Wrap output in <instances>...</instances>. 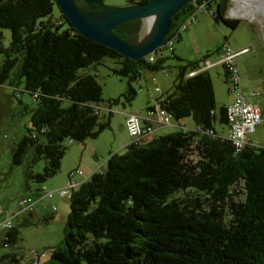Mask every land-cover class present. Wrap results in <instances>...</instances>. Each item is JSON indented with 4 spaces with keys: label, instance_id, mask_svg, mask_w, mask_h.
<instances>
[{
    "label": "trees",
    "instance_id": "16d2710c",
    "mask_svg": "<svg viewBox=\"0 0 264 264\" xmlns=\"http://www.w3.org/2000/svg\"><path fill=\"white\" fill-rule=\"evenodd\" d=\"M229 1L218 0V10L211 0L188 2L173 15L168 34H180L183 20L204 3L218 22L237 27L241 17L228 15ZM57 7L56 0H0V27L13 32L10 45L0 37L5 54L0 80L17 67L36 100L26 107L31 122L13 148V161L24 165L28 185L30 180L41 185L60 171L66 138L85 142L111 125L97 111L104 89L88 68L105 56L117 58L121 65L114 71L128 77L129 86L113 101L124 103L137 96L133 83L143 69L165 68L164 53L157 61L129 57L83 34L61 9L56 16ZM142 25L140 17L114 31L127 38ZM200 65H182L161 104L174 117L192 115L216 134L180 128L111 154L108 167L70 197L64 244L44 264H264V145L251 142L237 154L216 126L228 123V108H218L210 70L187 74ZM193 148L199 151L195 159ZM41 159L46 164L36 170ZM21 237L15 224L3 243L16 244ZM2 257L1 264H22L17 252Z\"/></svg>",
    "mask_w": 264,
    "mask_h": 264
},
{
    "label": "rangeland",
    "instance_id": "374dc122",
    "mask_svg": "<svg viewBox=\"0 0 264 264\" xmlns=\"http://www.w3.org/2000/svg\"><path fill=\"white\" fill-rule=\"evenodd\" d=\"M76 1L83 6L84 12L92 19H96L97 15L111 7L132 4L129 0H102V3L97 0ZM240 4L247 5L244 13L241 12ZM211 5L215 10H218V0H211ZM229 5L228 15L241 17V22L237 27L229 26L222 20L218 22L214 18L210 6L198 9L195 23L186 29H180V26V34L176 35L173 45L164 47L163 53L167 55L164 59L165 68L157 70L145 68L142 70L141 78L134 81L133 84L138 88V94L131 102L113 101L114 98L122 96L129 86V78L114 71V68L121 65L117 58L105 56L103 62L88 68L89 71L96 73L104 89L105 115L101 119L107 121L111 118L113 123V129L105 128L101 132L102 136L96 139L97 141H101L104 143V147L109 149L108 143L115 134L114 132H117L118 138L126 135L124 130L127 111L146 108L150 103L149 100H156L157 88L168 95L172 91L182 65H186L190 61H200L203 64L209 59L212 62H217L222 55L221 48L224 43L235 48L240 45L251 47L250 51L237 57L242 88L244 91L249 88L246 90L248 92L252 90L262 92L257 95V102L264 107V22L256 17L253 9L248 8L251 5L246 1L230 0ZM54 12L56 16H59L60 7L55 8ZM158 16V14H152L142 18L143 25L128 35L127 40L135 44H142L148 40L156 26ZM12 36L11 28L0 27V37L6 45H10ZM4 59L5 54L0 52V78L1 64L4 63ZM226 71L227 68L224 64H217L210 69L215 84L218 108L223 104L226 105L236 96L230 88L232 84L227 80ZM24 79V76L19 74V69L15 67L11 76L0 80V264L5 261L2 257L4 252H17L22 264H44L52 257L54 248L64 244L67 219L71 210V198L60 192H57L54 200H52L53 197L49 199L44 196H49V190L53 187L50 184L51 181L56 182L55 187H57L64 183L67 170L79 167L78 145L82 141L72 139V137L64 140L68 145V152L63 158V166L60 171L41 185L34 180H30V185H28L24 165L14 163L13 148L17 141L24 137L27 126L31 122V111L26 107L36 103L32 94L26 91ZM186 119L191 120L192 118ZM173 120L178 119L174 117ZM216 126L220 132H226L223 129L226 126L224 122L219 121ZM257 126L256 132H253L254 143L264 145V119ZM161 134L163 133L159 132L158 136ZM224 134L226 135V133ZM189 153L192 155L190 157L194 159L199 156V151L194 148ZM45 164V159H41L35 169L42 170ZM79 169L83 170V167H79ZM44 184H47L50 189L43 190ZM39 186H42L40 195L37 194ZM57 196L63 198L64 203H68L65 219L63 216H56L54 220L51 219L52 217L45 219L47 209L58 204ZM28 197L37 201L36 207L23 211L26 204L22 201ZM49 212L51 211L49 210ZM25 217L29 218V221L26 222ZM9 220L13 221L14 225L17 224L21 230L22 237L16 244L3 243L8 231L4 222Z\"/></svg>",
    "mask_w": 264,
    "mask_h": 264
},
{
    "label": "built area",
    "instance_id": "2783aa9c",
    "mask_svg": "<svg viewBox=\"0 0 264 264\" xmlns=\"http://www.w3.org/2000/svg\"><path fill=\"white\" fill-rule=\"evenodd\" d=\"M203 7L206 4H202ZM197 12L191 13L182 22L181 28H188L193 25L196 21ZM175 41V37H171L168 40H165L164 43L153 50L151 53L146 55L148 60L157 61L160 55L163 54V49L165 46H172ZM251 50L250 46L244 47L243 49H234L228 44L224 43L221 48V57L217 62H212L211 59L205 61L200 66H196L192 70L188 71V75H193L200 71L208 70L209 68L214 67L217 64L226 65L228 72V80L231 82L232 86L231 90L236 94L234 100L227 106L228 108V124L230 126L229 133L224 135L227 140L231 142V144H236L245 148L247 144L251 143V134L257 129L258 123L262 120L263 110L261 105L254 98L258 94V92H252V94L246 93L242 88V80H241V71L237 64V57L239 54H244ZM157 93L160 97H164L163 91L157 88ZM104 109L103 103L98 105V113H101V110ZM173 112L167 110L166 107H163L161 104V100L156 106H151L148 108L145 114H140L138 112L132 111L127 114L126 119V127L133 138L140 139L146 133H154V123L153 119L160 115L163 121L166 124H172V120L174 118ZM185 128V127H182ZM199 128H206L204 126H199ZM209 129V128H207ZM210 132H215L214 129H209ZM83 174V170L79 169V167L70 171V180L68 183L61 188L58 189L60 193L64 196H73L74 191L79 188L80 183L76 178L77 174ZM43 190L48 188L46 184L43 185ZM55 194V190H49V197H52ZM26 204V208L23 211H27L28 209H32L34 206L36 207L37 201L32 197L24 198L22 201ZM58 209L57 205L54 204L49 209L53 214ZM13 221L9 220L4 222V226L8 229L13 227Z\"/></svg>",
    "mask_w": 264,
    "mask_h": 264
},
{
    "label": "water",
    "instance_id": "95a60500",
    "mask_svg": "<svg viewBox=\"0 0 264 264\" xmlns=\"http://www.w3.org/2000/svg\"><path fill=\"white\" fill-rule=\"evenodd\" d=\"M56 1L72 24L86 36L110 45L112 48L125 53L129 57L144 58L147 54L162 45L166 39L171 37L168 31L172 23L173 15L192 0H149L145 3L115 8L111 7L97 15L96 19L90 18L76 0ZM243 1L250 3L252 0ZM253 5L264 12V0H254ZM152 14L159 15L158 21L149 39L142 44L131 43L126 37L114 31L118 25L125 21L127 22L140 17L144 18Z\"/></svg>",
    "mask_w": 264,
    "mask_h": 264
},
{
    "label": "crops",
    "instance_id": "0c3cea01",
    "mask_svg": "<svg viewBox=\"0 0 264 264\" xmlns=\"http://www.w3.org/2000/svg\"><path fill=\"white\" fill-rule=\"evenodd\" d=\"M205 8H207V7L206 6L205 7L201 6V7H198L196 9V11L198 9H205ZM211 11H212V8H211ZM247 46H249V45H245V46L244 45L243 46L240 45V46H238L236 48L234 47V48L235 49H243L244 47H247ZM163 56H164V58H166L167 55L164 53ZM212 68H209V70L212 69ZM227 71H226V73H227ZM247 89H249V88H246V90ZM246 90H245V92L248 93V94H250V95L254 91V90H252L251 92H248ZM254 92H258L257 95L262 94V92H259V91H254ZM165 95L166 94L164 92V96ZM257 95L254 96L256 100H257ZM161 98L162 97H160L158 95L157 98H156V100H153V101L149 100L150 103L144 109H141V110L136 109V110L127 111L125 113L126 114V119H127V114L129 112H132V111L138 112L140 114H145L147 112L148 108L151 107V106H153V107L156 106L159 103V101L161 100ZM232 100H234V98H232ZM232 100H230L229 103L226 104V106H228L232 102ZM261 108L263 110V117H262V120L259 123H261L263 121V119H264V107L261 105ZM100 115H101V117L103 115H105V107H104L103 110H101ZM188 117H191L192 119L191 120L186 119ZM109 121L111 122L112 119L110 118ZM153 123L155 125L154 126L155 132L153 134L152 133H146L145 135H143L140 138V140H138V142L140 144H149L151 141H154L155 138L158 137V133L159 132L164 134V133H169V132L178 130L180 128L182 129V127L195 128L196 129L199 126V123H197V121L195 120V118L192 115L191 116H187V117H185L183 119L180 118V119L175 120V121L172 120V124H166L163 121V119L161 118V116L160 115H157V117L153 119ZM126 125H125V130H124V132L126 133V135L124 137H122V138H118L117 132H114L115 134L109 140V143L107 142L109 144V149L108 148L106 149L104 147V143H102L101 141H97L96 140L97 138H100V136H102V134H100L96 138L90 137V138L86 139L85 142H80L79 143V145H78L79 146V153H78V155H79V165L78 166L79 167H83V170H84L83 171L84 172L83 174H79L78 173L76 175V178L79 180L80 185H81L82 182L88 180L92 176L93 173H95L97 171H103V170H105L108 167L107 162H108V158H109V156L111 154L116 153V152H123L124 153L127 150L128 145L132 142V140H134V138L129 133ZM225 125L226 126L223 127V129L226 130V132L223 131L222 133L223 134L224 133L228 134L229 133L230 126H229L228 123H226ZM108 127L111 128V129H113V123L111 122V125L108 126ZM257 128H258V126H257ZM255 132H256V130H255ZM254 138H255L254 137V134H251V141H252V143H254ZM71 170L72 169L67 170V177H65L64 183H62L60 185H57V187H55V184H57V183L56 182H53V181L50 182V184L53 187L51 189L49 187L48 188L50 190H55V194L52 196L53 198L52 197H49V196H44L45 198L46 197L47 198L49 197V199L50 198H52V200L55 199V197L57 195V192H60V191H58V189L61 188L63 185L65 186L68 183V181L70 180V171ZM57 197H58V204H56V205H57L58 209L56 210V213L51 215L50 212H49V209H47V211L49 213L47 211H46L47 214L45 213L46 214L45 216L52 217L51 218L52 220H54L56 216H63L64 219H65V210H68V203H66V202L64 203L63 202V198H61L60 196H57Z\"/></svg>",
    "mask_w": 264,
    "mask_h": 264
},
{
    "label": "bare ground",
    "instance_id": "6f19581e",
    "mask_svg": "<svg viewBox=\"0 0 264 264\" xmlns=\"http://www.w3.org/2000/svg\"><path fill=\"white\" fill-rule=\"evenodd\" d=\"M253 1H254V0H252V1L250 2L251 7H248V8H249V9H253V10L255 11V13H256V17H258L261 21L264 22V12H263L261 9L256 8V6L253 5ZM239 6H240V8H241V12L244 13V12H245V9H246V7H247V5H246V6H245V5H239ZM233 48H234V47H233ZM234 49H235V48H234ZM239 55H241V54H239ZM163 93H164V92H163ZM183 129L188 130V129H192V128H187V127H185V128H183ZM193 129H195V128H193ZM195 130L207 131V132H209V133L216 134L215 132H210L209 129H207V128H199V127H198V128H196ZM138 140H140V139L134 138V140H132V142L137 141V143H139ZM233 146L236 148V150H237V154H240V153L242 152V150H244V148L241 149V146H238V145H236V144H233Z\"/></svg>",
    "mask_w": 264,
    "mask_h": 264
}]
</instances>
